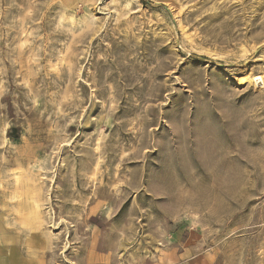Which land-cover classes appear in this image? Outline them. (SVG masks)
<instances>
[{
    "label": "rangeland",
    "instance_id": "1",
    "mask_svg": "<svg viewBox=\"0 0 264 264\" xmlns=\"http://www.w3.org/2000/svg\"><path fill=\"white\" fill-rule=\"evenodd\" d=\"M246 72L264 0H0V262L264 264Z\"/></svg>",
    "mask_w": 264,
    "mask_h": 264
},
{
    "label": "bare ground",
    "instance_id": "2",
    "mask_svg": "<svg viewBox=\"0 0 264 264\" xmlns=\"http://www.w3.org/2000/svg\"><path fill=\"white\" fill-rule=\"evenodd\" d=\"M239 79V78H238ZM239 85H246L248 83H254L257 87H263L264 89V75H254L253 73H244L241 75V78L238 80ZM35 206L38 208L37 202Z\"/></svg>",
    "mask_w": 264,
    "mask_h": 264
},
{
    "label": "crops",
    "instance_id": "3",
    "mask_svg": "<svg viewBox=\"0 0 264 264\" xmlns=\"http://www.w3.org/2000/svg\"><path fill=\"white\" fill-rule=\"evenodd\" d=\"M0 264H6L4 261L0 262Z\"/></svg>",
    "mask_w": 264,
    "mask_h": 264
}]
</instances>
